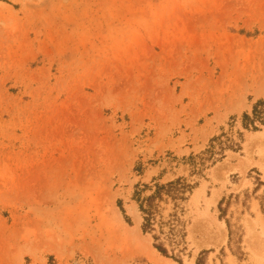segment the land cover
I'll list each match as a JSON object with an SVG mask.
<instances>
[{
    "label": "rangeland",
    "instance_id": "rangeland-1",
    "mask_svg": "<svg viewBox=\"0 0 264 264\" xmlns=\"http://www.w3.org/2000/svg\"><path fill=\"white\" fill-rule=\"evenodd\" d=\"M263 75L264 0H0V264H156L134 186L222 133L182 264H264Z\"/></svg>",
    "mask_w": 264,
    "mask_h": 264
},
{
    "label": "trees",
    "instance_id": "trees-1",
    "mask_svg": "<svg viewBox=\"0 0 264 264\" xmlns=\"http://www.w3.org/2000/svg\"><path fill=\"white\" fill-rule=\"evenodd\" d=\"M264 126V100L258 99L251 105L250 112L241 114V127L245 130L258 131ZM238 141L241 133L238 132ZM240 149L226 133L209 139L207 147L199 154H190L185 158L188 166L186 176H176L168 181L160 182L152 180V184H137L134 186L131 199L136 203L141 217L140 230L151 238V245L161 256L170 258L178 264H182L183 256L190 257L186 242V224L184 218L187 212V204L193 191L198 187L201 179L205 177V171L224 157L226 150L237 151ZM257 182L254 189L259 185ZM147 192V193H146ZM222 199L218 202L221 213ZM117 205L125 216L120 200ZM229 229V222L225 220ZM229 235V233H228ZM202 250L195 258V264H201L200 258L205 254Z\"/></svg>",
    "mask_w": 264,
    "mask_h": 264
},
{
    "label": "bare ground",
    "instance_id": "bare-ground-1",
    "mask_svg": "<svg viewBox=\"0 0 264 264\" xmlns=\"http://www.w3.org/2000/svg\"><path fill=\"white\" fill-rule=\"evenodd\" d=\"M264 76V75H263ZM264 78V77H263ZM262 136H264V131L263 132H261V133H259V134H255V135H252L250 138H249V140H248V143H247V146H249L254 140H259ZM211 202V201H210ZM209 202V204H211ZM139 217V216H138ZM138 229V228H137ZM193 229H194V224L190 227V229H189V233L190 234H192V232H193ZM139 232V229L137 230V232H136V230H135V232H133V234L135 233V235L137 236V240H139V242L146 248V246L145 245H147L148 247H150V245L148 244V243H146V239H142L141 237H140V234L138 235L137 233ZM136 236H134L135 237V239H136ZM191 237V236H190ZM148 240V242H149V239H147ZM137 243V242H136ZM204 244H206L207 245V243H204ZM147 250H149V256L151 257V258H155V261H156V264H175L174 262H172V261H170V260H167V259H163V258H161V257H156L155 256V254H154V249L151 247V248H147ZM190 262H192V260L190 261ZM189 262V264H191Z\"/></svg>",
    "mask_w": 264,
    "mask_h": 264
}]
</instances>
